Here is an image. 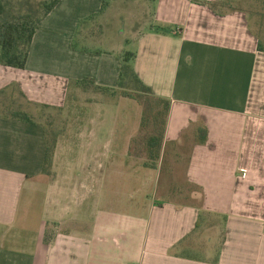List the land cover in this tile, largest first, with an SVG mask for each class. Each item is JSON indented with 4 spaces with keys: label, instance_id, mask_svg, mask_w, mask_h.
Here are the masks:
<instances>
[{
    "label": "crops",
    "instance_id": "1",
    "mask_svg": "<svg viewBox=\"0 0 264 264\" xmlns=\"http://www.w3.org/2000/svg\"><path fill=\"white\" fill-rule=\"evenodd\" d=\"M127 46L169 103L143 167L163 198L143 214L102 208L104 183L136 170L133 135L81 140V175L59 143L49 180L44 127L0 116V264H264V0H60L25 69L0 65V93L62 109L87 80L117 90Z\"/></svg>",
    "mask_w": 264,
    "mask_h": 264
},
{
    "label": "rangeland",
    "instance_id": "2",
    "mask_svg": "<svg viewBox=\"0 0 264 264\" xmlns=\"http://www.w3.org/2000/svg\"><path fill=\"white\" fill-rule=\"evenodd\" d=\"M1 1L4 6V14L0 15V24L5 21L17 22L28 17L31 24L35 25L45 12L44 5L53 0ZM133 49L132 46H127L125 52ZM125 94H128L129 97H125ZM164 109L162 103L153 99L132 78H127L117 90L110 92L83 85L79 88V93L71 94L67 105L59 110L42 109L34 111V108H28V110L34 112L33 115H37L36 119L45 126L51 143L56 144V150L59 143L63 145L71 142L72 148L69 150L73 153H70L68 157L71 159H73V156L76 157V165L73 167V172H76V174H82L79 170L80 149L78 147L81 140H87L88 136L91 138L97 136L100 144L109 138V131L112 129V131L115 130V135L112 133L114 137H111L110 140L114 143L119 142L117 146H120L121 143L117 141V136L121 140L124 136L129 138L133 135L136 170L127 172L130 176H127V173L125 175L115 174L109 179L110 177L106 173L107 168H104V175L107 174L109 181L104 183L102 208L105 211H121L124 214L131 212L134 207L137 210H133L134 214H143L139 210L145 207L144 204L147 205L163 198L160 192L157 194L155 187H150L147 181V173L150 172L143 169V167L144 163L151 162L147 161L148 150L145 146L148 138L160 136L164 130L166 118L165 114L163 115ZM137 146L140 147L137 148ZM65 152L66 149L62 148L60 162L57 167L59 171L60 169L62 171L65 166L63 164V159L66 157ZM89 167L92 170H99L100 166L93 162L89 164ZM126 167L124 166L121 170L125 171ZM58 174L54 173V160L52 166L46 169V172L43 170V175L49 180L57 178ZM113 201L118 203H113Z\"/></svg>",
    "mask_w": 264,
    "mask_h": 264
},
{
    "label": "trees",
    "instance_id": "3",
    "mask_svg": "<svg viewBox=\"0 0 264 264\" xmlns=\"http://www.w3.org/2000/svg\"><path fill=\"white\" fill-rule=\"evenodd\" d=\"M60 2V0H53L48 4H45V12L43 16L38 20V22L33 25L30 22V18H23L19 21H5L3 24H0V65L5 67H11L23 70L26 67L27 60L29 57V52L31 48V44L33 41V38L35 36V33L38 29L39 23L42 21L44 17H46ZM107 3L104 2L103 9L106 7ZM226 5L234 6V2H227ZM4 6L2 1L0 0V15L4 14ZM136 58V53L126 51L123 52L119 57V63L121 67L120 71V78H119V87L123 84V82L127 78L134 79L138 85H140L151 97L160 103H162L165 107L163 115L165 114L166 118L169 112V103L166 100L155 98L153 95V92L150 88L145 86L135 75L133 62ZM93 86L97 88L98 90L110 92L114 91L107 88H101L98 86H95L94 82L91 80H87L83 82L82 86ZM15 87L9 89V91H3L0 93V100L5 102V106H2L0 108V116L3 117H10L12 119H16L22 122L26 123H40L45 130V137L47 142V149L45 154V161H44V172H46V169L50 168L52 166L54 155L56 151V144L51 143L49 139V135L47 133V130L45 129V126L36 119L37 115H33L34 112H31L28 110V108L36 110H42V109H50V110H59V109H52L49 107H37V106H31L30 103L26 100L25 96H23L20 93L16 94V91L14 89ZM3 96V98H2ZM125 97H129L128 94H125ZM166 118H165V124H166ZM165 129V125H164ZM163 134L160 136H151L147 140V148H148V159L152 163H155L160 158V150H161V144L163 141ZM151 166L154 168L156 167L155 164H151Z\"/></svg>",
    "mask_w": 264,
    "mask_h": 264
}]
</instances>
